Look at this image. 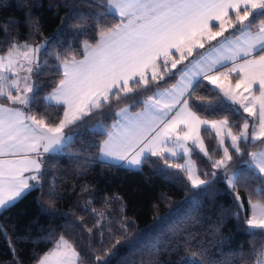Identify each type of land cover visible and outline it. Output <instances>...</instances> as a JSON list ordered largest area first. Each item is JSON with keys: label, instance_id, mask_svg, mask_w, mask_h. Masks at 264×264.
Segmentation results:
<instances>
[{"label": "snow or ice", "instance_id": "1", "mask_svg": "<svg viewBox=\"0 0 264 264\" xmlns=\"http://www.w3.org/2000/svg\"><path fill=\"white\" fill-rule=\"evenodd\" d=\"M97 6L104 9L94 20L97 37L83 41L79 57L74 51H50L49 42L33 45L15 38L0 53V214L42 184L46 177L42 156L61 151L72 139L65 134L66 127L120 105L114 122L97 125L96 131L106 136L97 149L102 158L138 168L158 156L168 167L184 172L193 189L208 192L207 177L214 178L216 172L198 173L192 161L198 150L212 168L223 172L233 191L244 168L264 185V145L259 153H245L241 147L264 142V0H98ZM109 15L119 19L104 24L100 17ZM89 18L81 16L76 26L83 28ZM33 31H39L38 24ZM206 45L211 46L207 52L198 51ZM49 57L55 64H48ZM185 61L188 64L178 68ZM51 68L58 79L43 100L46 108L62 106V116L53 123L43 113L28 114L39 95L37 81ZM170 81L176 82L166 87ZM204 81L210 86L207 95L200 94ZM225 102L239 106L227 111L242 109L251 120L243 118L237 128L227 115L219 119L200 115ZM141 107L142 111H132ZM202 133L215 134L222 150L219 159H213ZM234 155L248 159L232 172ZM177 156L188 157L186 164L169 162V157ZM25 172L33 174L25 177ZM257 196L264 197V187L250 194L251 214L244 223L253 235L264 236V202H253ZM50 198L56 199L54 192ZM236 200L242 209L238 193ZM120 228L127 238L129 225L121 222ZM119 243L116 239L112 246ZM191 255L195 260L199 254ZM252 259L264 264V245L254 248ZM81 262V253L61 236L37 264ZM197 264L206 261L201 257Z\"/></svg>", "mask_w": 264, "mask_h": 264}, {"label": "trees", "instance_id": "2", "mask_svg": "<svg viewBox=\"0 0 264 264\" xmlns=\"http://www.w3.org/2000/svg\"><path fill=\"white\" fill-rule=\"evenodd\" d=\"M97 5L98 0H0V53L15 38L18 43L33 45L49 42L50 51H74L79 57L83 41L93 42L97 37L94 20L97 13L104 11ZM84 15L91 18L84 20L83 28L77 27ZM100 19L111 24L119 18L109 15ZM37 24L39 31L34 32ZM48 64H55L54 57L48 58ZM57 79L54 68L38 79L39 95L28 114L43 113L49 123L62 116V106L46 108L43 100ZM204 85L201 95H207L210 88L207 81ZM120 106L65 128L66 135L72 136L63 147L65 155L44 156L46 177L42 184L0 214V228L4 229L0 232V264H37L61 236L81 253V264H197L201 257L206 264H255L252 254L254 248L264 245V236L253 235L244 217L250 215V194L264 187L260 179L244 168L243 178L233 191L223 172L212 168L208 158L197 151L192 158L199 173L216 172L208 192L193 189L184 172L168 167L158 156L149 157L139 170L101 162L97 149L106 136L96 131L97 125L114 122V112ZM236 108L225 102L223 107L200 115L208 119L227 115L230 123L239 128L243 118L248 117L241 111L226 110ZM202 135L213 159L220 158L222 150L215 134ZM263 144L257 141L241 147L248 153ZM247 159V155H234L232 172L241 169L242 160ZM53 192L56 199L50 198ZM256 200L264 202V197L257 196L253 202ZM92 208L96 211L92 212ZM121 222L129 225L127 238ZM116 239L120 243L113 247ZM105 249L109 255H105ZM192 252L199 254L195 260Z\"/></svg>", "mask_w": 264, "mask_h": 264}, {"label": "crops", "instance_id": "3", "mask_svg": "<svg viewBox=\"0 0 264 264\" xmlns=\"http://www.w3.org/2000/svg\"><path fill=\"white\" fill-rule=\"evenodd\" d=\"M225 35L227 36V35H229V33H225ZM219 39H222V38H219ZM213 43H217V42H213ZM210 45H206L205 46V49H200V50H198L199 52H207L209 49H210ZM197 57H190L189 58V60H193V59H196ZM188 62L189 61H185L184 62V64H181L180 65V67H178V68H183L186 64H188ZM179 79V77L177 78V80ZM171 87V86H170ZM169 87V88H170ZM162 90V89H161ZM15 94V93H14ZM230 103V102H229ZM233 105V104H232ZM235 105V104H234ZM8 106H12V105H8ZM236 107H238L239 108V106L237 105ZM242 110V109H241ZM26 111V110H25ZM135 111H142V108L141 109H139V110H135ZM135 111H133V112H135ZM206 145V144H205ZM179 151V150H178ZM197 152H199L198 150H196ZM200 153V152H199ZM201 154V153H200ZM33 156L35 155V154H32ZM193 155V154H192ZM203 155V154H202ZM204 156V155H203ZM43 157L44 156H42V160H43ZM178 158L180 159V158H182V160H184L185 159V157L184 156H177V157H169V159L170 160H173V161H175V160H178ZM4 159H19V157H4ZM99 160L101 161V162H103V163H107V164H111V165H115V166H122V167H125V168H128V169H131V170H139L140 168H141V166L140 167H130V166H128L127 164H126V162H118V161H115V160H111V159H104V158H102L101 156H100V153H99ZM33 173H29V172H25L24 173V176L25 177H28V176H30V175H32ZM30 183H34V182H32V181H29ZM34 189V188H33Z\"/></svg>", "mask_w": 264, "mask_h": 264}, {"label": "rangeland", "instance_id": "4", "mask_svg": "<svg viewBox=\"0 0 264 264\" xmlns=\"http://www.w3.org/2000/svg\"><path fill=\"white\" fill-rule=\"evenodd\" d=\"M118 17V16H117ZM119 18V17H118ZM178 67H180V65L178 66ZM166 78V77H165ZM234 105V104H233ZM235 107L237 106V105H234ZM238 108V107H237ZM240 111L241 112H243V110H241L240 109ZM244 114H246V113H244ZM246 116H247V114H246ZM116 119H117V117H116ZM248 119L249 120H251V118L250 117H248ZM100 125V124H99ZM250 131H251V128H250ZM69 136H71V135H69ZM72 137V136H71ZM255 142H257V141H255ZM68 143H69V141H68ZM67 143V144H68ZM227 143H229V141L227 140V138H226V144ZM66 144V145H67ZM65 145V146H66ZM264 145V144H263ZM219 148V147H218ZM262 150V147L261 148H259V149H257V150H253L252 152H257V153H259L260 151ZM196 152V151H195ZM57 155H65V153L63 152V149L61 150V151H59V152H57L56 153ZM201 154H203V153H201ZM221 156H222V153H221ZM185 157V159L183 160V162H179L180 164H186V162H187V160H188V157H186V156H184ZM214 158V157H213ZM179 159V158H178ZM215 159H217V158H215ZM219 159V158H218ZM192 161H193V158H192ZM194 162V161H193ZM195 164V163H194ZM195 167H196V169H197V171H198V173H199V169L197 168V166H196V164H195ZM212 172H215L214 170L212 171ZM216 177V176H215ZM201 178H204V177H201ZM211 178H213L211 175L209 176V177H207V179H211ZM226 181V180H225ZM190 183V182H189ZM264 186V185H263ZM229 187V186H228ZM240 200H241V198H240ZM242 201V200H241ZM248 209H249V211H250V214H251V208H250V206H249V203H248ZM250 216V215H249ZM256 264V263H255Z\"/></svg>", "mask_w": 264, "mask_h": 264}, {"label": "water", "instance_id": "5", "mask_svg": "<svg viewBox=\"0 0 264 264\" xmlns=\"http://www.w3.org/2000/svg\"><path fill=\"white\" fill-rule=\"evenodd\" d=\"M66 134V133H65ZM57 153V152H56ZM56 153H45V154H43V156H52V155H54V154H56Z\"/></svg>", "mask_w": 264, "mask_h": 264}]
</instances>
